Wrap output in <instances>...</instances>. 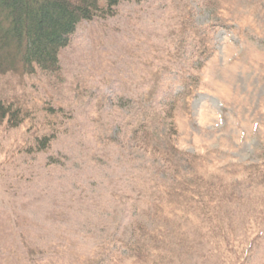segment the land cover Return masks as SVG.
Instances as JSON below:
<instances>
[{
  "label": "rangeland",
  "instance_id": "1",
  "mask_svg": "<svg viewBox=\"0 0 264 264\" xmlns=\"http://www.w3.org/2000/svg\"><path fill=\"white\" fill-rule=\"evenodd\" d=\"M0 100V264H264V0H124Z\"/></svg>",
  "mask_w": 264,
  "mask_h": 264
},
{
  "label": "trees",
  "instance_id": "2",
  "mask_svg": "<svg viewBox=\"0 0 264 264\" xmlns=\"http://www.w3.org/2000/svg\"><path fill=\"white\" fill-rule=\"evenodd\" d=\"M122 1L0 0V75L18 70L57 71L58 53L77 25L112 15L113 8ZM21 121L19 109L0 100V125L14 128ZM187 190L181 189L180 195L188 194ZM160 210L164 215L165 211ZM143 231L149 238L157 236L154 228Z\"/></svg>",
  "mask_w": 264,
  "mask_h": 264
}]
</instances>
